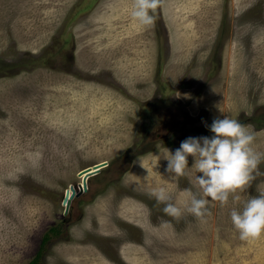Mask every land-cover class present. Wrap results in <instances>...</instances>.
<instances>
[{
    "label": "rangeland",
    "instance_id": "rangeland-1",
    "mask_svg": "<svg viewBox=\"0 0 264 264\" xmlns=\"http://www.w3.org/2000/svg\"><path fill=\"white\" fill-rule=\"evenodd\" d=\"M134 3L0 0V264H27L51 227L39 264H264V236L242 241L230 219L264 193V160L202 219L183 191L204 196L202 173L165 171L166 148L216 117L264 153V0H160L150 27ZM100 163L64 214L77 172Z\"/></svg>",
    "mask_w": 264,
    "mask_h": 264
},
{
    "label": "clouds",
    "instance_id": "clouds-1",
    "mask_svg": "<svg viewBox=\"0 0 264 264\" xmlns=\"http://www.w3.org/2000/svg\"><path fill=\"white\" fill-rule=\"evenodd\" d=\"M160 0H135L132 7V18L143 27H150L155 22L154 12ZM205 126L211 136H189L180 142L178 148L170 151L166 148L168 161L166 172L174 176L186 175L195 168V181L204 196L198 197L190 188L183 191L190 198L187 211L197 218H204L209 213L211 201H218L222 206L232 199L238 190L245 189L254 179L253 173L259 174L258 165L264 160V153L256 151L253 144L255 134L239 120L223 116L216 117ZM193 163L191 167L188 158ZM158 203H164L163 213L173 218L182 215V209L169 202L168 190L161 186L152 193ZM230 219L239 239L247 241L264 236V193L251 196L242 208H233ZM167 223V221H165Z\"/></svg>",
    "mask_w": 264,
    "mask_h": 264
},
{
    "label": "water",
    "instance_id": "water-1",
    "mask_svg": "<svg viewBox=\"0 0 264 264\" xmlns=\"http://www.w3.org/2000/svg\"><path fill=\"white\" fill-rule=\"evenodd\" d=\"M105 165H106V163H100V164L94 165L93 172L90 173L91 175L89 176V178L98 175L100 170L103 167H105ZM88 171H90V169H87L85 172H88ZM87 182H88V180L85 177L82 180V182L77 185L78 191L76 190V187H74V186H70L69 190H67V189L65 190L63 200H62V204L64 206V214H66L68 212L72 199L75 196H78L81 193V191L87 189Z\"/></svg>",
    "mask_w": 264,
    "mask_h": 264
},
{
    "label": "trees",
    "instance_id": "trees-1",
    "mask_svg": "<svg viewBox=\"0 0 264 264\" xmlns=\"http://www.w3.org/2000/svg\"><path fill=\"white\" fill-rule=\"evenodd\" d=\"M60 227H51L49 228L42 236L41 242L38 248V251L35 255V257L32 258L27 264H39L40 256L43 250L44 245L51 240L52 238H55L59 236Z\"/></svg>",
    "mask_w": 264,
    "mask_h": 264
},
{
    "label": "bare ground",
    "instance_id": "bare-ground-1",
    "mask_svg": "<svg viewBox=\"0 0 264 264\" xmlns=\"http://www.w3.org/2000/svg\"><path fill=\"white\" fill-rule=\"evenodd\" d=\"M93 167H94V165L90 166L89 168L86 167V168L80 170L79 172H77V178H78V180H79L78 183H81L82 180H83L85 177H86L87 180H89L88 178H89V176L91 175L90 173L93 172ZM87 169H90V171L85 172ZM69 189H70V186L68 187L67 190H69ZM86 190H87V189H86ZM83 191H85V190H83ZM72 200H73V199H72ZM62 205H63V204H62Z\"/></svg>",
    "mask_w": 264,
    "mask_h": 264
}]
</instances>
